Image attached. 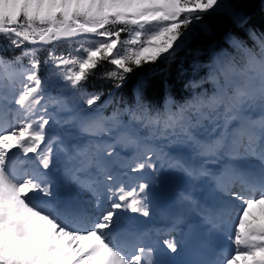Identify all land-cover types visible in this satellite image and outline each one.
I'll use <instances>...</instances> for the list:
<instances>
[{"label":"snow or ice","instance_id":"1","mask_svg":"<svg viewBox=\"0 0 264 264\" xmlns=\"http://www.w3.org/2000/svg\"><path fill=\"white\" fill-rule=\"evenodd\" d=\"M238 4L0 0V53H14L0 55V264H154L136 216L150 217L155 191L178 174L203 194L175 200L173 227L199 218L188 224L186 264H264V56L226 37L237 56L212 50L195 64L205 75L186 83L182 102L145 97L166 70L158 65L197 27L208 31L205 17L222 12L243 27ZM248 35L264 49V34ZM62 43L79 46L58 55ZM105 63L97 78L111 86L86 90ZM133 77L125 101L118 93ZM218 234L228 241L220 250ZM164 245L177 254L187 242Z\"/></svg>","mask_w":264,"mask_h":264},{"label":"trees","instance_id":"2","mask_svg":"<svg viewBox=\"0 0 264 264\" xmlns=\"http://www.w3.org/2000/svg\"><path fill=\"white\" fill-rule=\"evenodd\" d=\"M238 2V11L242 12L246 18V23L243 27L235 25L222 12L205 17L204 23L208 25V31L205 32L199 27L194 30L192 39L182 50L177 52L175 60L171 61L170 65L167 66V72L161 73L150 81L149 91L151 93L159 97L161 96L163 77H166L170 84L177 82L175 84L179 85L182 77L179 78L178 75L185 76V79L190 77V75H194L192 71L193 66L195 64H206L210 60V52L225 44L223 40L224 36L237 39L243 38L254 44V41L249 38L248 34L249 31H255L259 34L261 30L260 27L263 25L264 0H223L225 5ZM106 65L107 63L103 64V67H106ZM161 65L164 66V63H160L158 67ZM100 67L102 68V65ZM149 70V66H145L144 71L139 74H146Z\"/></svg>","mask_w":264,"mask_h":264},{"label":"clouds","instance_id":"3","mask_svg":"<svg viewBox=\"0 0 264 264\" xmlns=\"http://www.w3.org/2000/svg\"><path fill=\"white\" fill-rule=\"evenodd\" d=\"M258 103H259L258 100H256V101H252L251 103H246L243 107H244L245 111H248L249 108L252 107V105H254V104H258Z\"/></svg>","mask_w":264,"mask_h":264}]
</instances>
